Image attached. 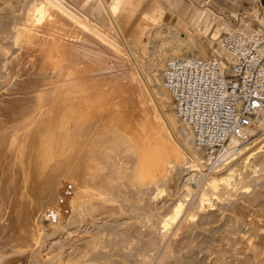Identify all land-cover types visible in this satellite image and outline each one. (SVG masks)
I'll return each instance as SVG.
<instances>
[{
  "label": "bare ground",
  "instance_id": "1",
  "mask_svg": "<svg viewBox=\"0 0 264 264\" xmlns=\"http://www.w3.org/2000/svg\"><path fill=\"white\" fill-rule=\"evenodd\" d=\"M68 1L70 2L67 3L68 6L72 2L74 5L76 3V6L80 7L84 14L87 13L86 16L89 15L95 24H92V21H86V17L84 18L82 14L79 15L81 11L76 6L73 5L79 12L73 10L72 5H70L72 9L68 7L65 0H24L22 8H19L20 18L14 14V17L19 18V21L15 19L19 22H15L18 23L16 27L19 33L28 38V40L24 39L25 42H21L22 38H20L19 49L17 48V55H22L20 59L26 64L27 68L24 72L28 78L15 83L9 90L12 92L7 93L18 94L19 103L22 102L16 105L12 98V103L9 100L11 104L8 102L0 108V264H83L85 262L82 261L83 253L87 251L85 246L89 247L90 242L94 241L92 240L94 235H99L93 231L94 228L100 226L99 222L109 221L108 216H112L109 215L113 209L112 204L115 202L111 197L113 196L111 189H114L111 188L114 184L112 182L121 184L129 177L143 183L151 179L150 184L162 181L166 184L175 183L177 186L178 176L184 171H188L182 187L185 193L184 200H177L176 205L172 206V215L164 216L159 226L152 225L150 230H152V236L156 237L157 245L153 246L156 252L152 256L151 253L149 255L151 258H148L152 261L157 253V259L153 260H156L155 264H206L207 261L204 262L206 258L204 260L191 258L195 261H190L188 258L187 262L180 260V256L174 258L175 252L172 256L170 247L175 244L172 243L173 245L169 246L166 243L169 232L178 230H174L178 218L182 215L178 224L181 226L180 223L188 221L193 215L190 208H185L184 204L188 201L186 200L189 199L188 197L193 196L194 190L191 184L197 188L199 208L203 210L206 205L209 208L213 206L208 197L219 198L234 190L238 182L243 179L241 174L246 169L249 172L264 170L263 155L260 160L254 158L251 161L255 151L264 148V139L246 144L260 131H264V116L248 130L246 138H229L225 143V150L220 154L216 153L219 158H222L220 165L204 173V166L211 154H206L205 157L203 155L205 150L195 146L190 128L175 116L172 105L168 104L169 99L171 102L170 95L160 83V72L168 53L186 57L213 56V42L219 36L215 22L210 24L209 17L205 13L201 14L188 8H183L181 11L176 9L177 13L166 11L168 13L164 16V10L167 9L157 5L143 13L129 35L122 37L143 1ZM173 6L172 4V8L175 7ZM166 16L170 20L174 19L173 23L164 24ZM193 16L195 18L191 19ZM91 18L88 17V19ZM156 24L170 26L174 32H178L177 26L183 27L186 34L185 42L178 44L169 52L154 51L149 59L147 57L145 58L147 60L141 63L145 60L141 53L145 48L143 39L146 37L144 36L146 32H151ZM261 24L264 26V16ZM195 28H198V31L205 36L215 32L213 40L207 43L208 47L195 39L193 35ZM238 29L244 32L252 31L251 28ZM77 40L83 42L82 48L86 52L80 49L82 53H85L83 57L82 53L76 50L78 52L74 53L77 54L76 58L70 52L73 49H70L71 55L67 54L70 59L71 56L75 59H72V62L78 63L71 64L68 59L69 66H71L70 70L72 66L73 69L84 70L82 71L84 74L80 72L83 76L76 74L79 78L75 76L73 79V75L68 71L66 72L70 75L69 78L67 75H62V68L67 67L65 64L67 61L62 62V59L66 58L64 56L69 58L64 53L62 56V52H65V46L72 48L75 46V41L78 44ZM43 43L44 47H41V50L40 46ZM45 43L48 46L46 48L49 49L45 48ZM74 50L72 53L75 52ZM123 54L130 55L136 61V65L126 62ZM39 60H41L40 63H38ZM38 81L41 82L39 86L35 84ZM16 89L18 92H14ZM70 91H74L75 94L69 95ZM37 93L41 95L39 98ZM31 94L38 95L35 99L33 98L34 102L28 98ZM3 95L0 94V98ZM0 100L2 104V98ZM181 131H184V134H181ZM256 159L258 161H254ZM125 181L122 184L124 186ZM115 184L119 190L124 191L121 186L119 188L117 183ZM125 188L128 187L125 186ZM127 190H125L126 193ZM120 194V192L117 193L113 198ZM125 196L120 198L123 199ZM69 198L75 202L84 198L82 201L89 202L87 207L82 202L80 204L83 207L75 205L77 210L78 207H82V211L79 210L81 213L79 218L81 223H79L84 229L78 232V236L74 235L75 239L70 237L71 232L64 234V242L62 245L59 244L62 247H59L60 249H57L59 252L54 255L48 252V249H41L40 240L42 237L51 236L48 234L51 227L52 232L63 234L62 223L69 211V209L66 210L70 206ZM115 209L113 212L116 211ZM103 223L101 227L107 224ZM184 228L186 230V227ZM105 229L101 228L102 235H107ZM172 239L170 237L169 240ZM187 240L182 241L183 245ZM50 245L52 246L51 243ZM52 248L50 251L53 250ZM104 251L105 254L109 252L107 248H104ZM175 256L177 257L176 254ZM143 259L142 262L148 263L149 259L145 257ZM259 261L261 262L258 264H264V260L259 259ZM85 263L89 264L87 260ZM92 264L95 263L92 262Z\"/></svg>",
  "mask_w": 264,
  "mask_h": 264
},
{
  "label": "rangeland",
  "instance_id": "2",
  "mask_svg": "<svg viewBox=\"0 0 264 264\" xmlns=\"http://www.w3.org/2000/svg\"><path fill=\"white\" fill-rule=\"evenodd\" d=\"M22 1H24V0H0V94L1 95L4 94L3 96L5 97V98H3V96L1 97L3 101H2V104H0V108L3 104L4 105L7 104L9 102V100L11 103L13 102V100H15L14 103L16 102L15 103L16 105H17V103L20 104L22 102L21 101L19 103L20 98H19L18 94H15V95L12 94L13 97H10L12 95H9L10 93L9 94H7V93L9 90H11V86L14 87L15 83H17L19 81H23V78H28V76H26V73L24 72L25 68H27L26 64H25V62H23L20 59L22 55H19L20 57L17 55V48L19 49V46H18L19 41L21 40V42H25V40H28L27 37L21 36V34L19 33V30H18V27H16L17 24L19 23L18 19L20 18L19 13L21 11L19 8H22V4H23ZM140 1H143L141 3L142 5H140V7H139L140 12L141 11L142 12L141 13L138 12V14L136 13V15H135L136 17L132 20L130 26L123 33L122 37H125V36L127 37L129 35L131 29L136 24V22L139 21V19L143 15V13L150 11V9H149L150 4L154 3V0H140ZM183 1L186 2L187 4L191 5L193 8H195L199 12H204V10H206L212 17L216 18V20L218 21L215 23L216 24V30L218 28L217 25H219L220 23L222 24V22L225 23V25L228 28L227 29H222V28L220 29L219 28L220 32L221 31L223 32L224 30L228 31L229 29H238V28H240V29L243 28L244 30H246V28H248V27H249L248 29L251 28L252 31L256 28H261L264 30V26L261 24L263 16H264V14H263L264 13V0H251L252 5H250L249 2L243 3L242 0H231V4H232L231 8H228L225 6L221 7L223 5L222 3H225L227 0H222V3L219 2L218 0H183ZM62 2H64V1H62ZM65 2H66V4L70 3L68 0L67 1L65 0ZM163 4L166 8L169 7V5H168V3H166V1H163ZM70 5L73 6L74 3L72 2V4H69V6L67 4L68 7H71ZM74 6H76V3ZM74 6H73V10L76 9ZM76 7L78 9L80 8L78 6H76ZM71 9H72V7H71ZM13 10H14V12H13ZM75 11L79 12L78 10H75ZM80 11L81 12H79L80 13L79 15L82 14V16H84V18L86 17L85 18L86 21H90V22L92 21L93 22L92 18L89 15L86 16L87 15L86 12H85L86 14H84L82 12L83 11L82 9ZM144 11H146V12H144ZM166 13H168V12L165 11L164 16L166 15ZM14 14H16L15 16L19 17V18L14 17ZM88 17L91 19H88ZM15 19H17L18 21ZM173 21H174V19L170 20L166 16V18L164 20V24H169V23L171 24V23H173ZM15 22H18V23H15ZM211 23H213L212 20L210 21V24ZM92 24H95V22H93ZM161 25L162 24H160V26H159V24H156L155 25L156 27H154L151 30V32H146V34L144 36L146 38L143 39L144 44H145V48H144V51L141 52L142 57H144V59L147 57H148L147 59H149V57L151 56V53H153L154 51L163 50L164 52H169L170 50H173L174 48H176L178 44L180 45V44H183L185 42L184 37L186 36V34H185L184 29L177 27L176 29L178 30V32H176V31L174 32V30H171L170 26H161ZM183 30H184V32H183ZM165 31H167V32H165ZM172 31H173V33H172ZM174 33H177V34L172 35ZM214 34H215V32L209 33L208 36H205L204 34H201L200 31H198V28H195V30L193 32V35H195L194 36L195 39H198L200 42L205 44L206 47H208L207 43L209 41L213 40ZM218 35H220V34L218 33ZM218 35H216V36H218ZM20 38H22V39H20ZM77 41H78L77 42L78 44H76V41H75L74 42L75 46L72 48H68V46L66 47L65 45H63V46H65L64 47L65 49L62 48V50L64 49L66 53L62 52V56H63V53H64V55L69 53L70 49H73V50L75 49L74 50L75 52H73V53H72L73 50L70 51L72 56L74 53H78L77 52L78 50H79V53H82V51L86 52L82 48V47H84L83 42L81 40H77ZM216 41H217V38L213 42V46H214L213 55H215ZM45 45H46V43H45ZM70 46H72V45H70ZM41 47L42 48L44 47V43L42 46H40V49L42 50ZM46 47H48V46L46 45L45 48ZM46 49H49V48H46ZM66 49H68V51H66ZM80 49H82V51ZM127 53H129V52H127ZM71 54L69 53V55H71ZM84 54L85 53H82V55L81 54H79V55L84 57ZM165 54H167V53H165ZM69 55H68L69 58H67V56H64L66 58L62 59V62H64L63 60H66L68 62V63L65 62V64H67L66 65L67 67L62 68L63 73H64V74L62 73V75H64V76L67 75V77L69 78L70 75L67 74V72H66V71H68L69 73H71L73 75V79L79 78V76L82 75L80 72H82L84 70L79 71V68L73 69V66H72V70H70L71 66H69L70 65L69 60H70L71 64L72 63L77 64L78 62L77 63L72 62L71 60L74 58H72V56H71V59H70ZM167 55H171V54L168 53ZM74 56H76V58H77V54H74ZM15 58H16V60L14 61ZM78 58H81V57L78 56ZM123 58L129 64L133 63L136 65V61L130 55L123 54ZM17 59H19L18 62H17ZM147 59H145L144 61H141V63H144ZM80 60L85 63L84 60H82V59H80ZM141 60H143V59L141 58ZM20 61L23 63H21ZM40 61L41 60H39L38 63H40ZM59 61H61V60H59ZM76 61H78V59ZM63 64H61V65H63ZM67 68H69V69L66 70ZM100 70L101 69H99V71ZM72 72H74V73H72ZM20 73H22V75ZM82 73L84 74V72H82ZM76 74H79V76ZM139 74H140L141 78H144V76L141 73H139ZM24 76H26V77H24ZM75 76H78V77H75ZM18 78H20V79H18ZM70 78H72V77H70ZM24 80L27 81V79H24ZM144 80H145V78H144ZM40 83L41 82L38 81L35 84H38V86H39V85H41ZM153 84H154V82H153ZM13 87H12V89H13ZM16 91L18 92V89L14 90V92H16ZM9 92H12V91H9ZM70 92L71 93H69V95L73 96L75 94L74 91H70ZM37 94L39 95V93H37ZM6 95H7V97H6ZM38 95H36V96H38ZM30 96L28 97L29 100L31 102H34V99L36 98V96L32 95V94ZM40 96L41 95H39L37 98H39ZM9 97H10V99H9ZM17 97H18V99H17ZM12 98H13V100H12ZM16 99L18 102L16 101ZM4 100H6V101L4 102ZM168 104L172 105L170 102V99L168 101ZM27 106L31 107V105H27ZM21 107H23V106H21ZM171 110H172V107L170 106V111ZM160 112L162 113V111H160ZM261 132L262 131H260L256 136H254L252 139H250V141H248V143H246V144H252V143H255V141L263 140L264 139V131L262 133ZM181 134H184V131L183 132L181 131ZM262 149H263V151H262ZM262 149L255 151V155L253 156L251 161H253L254 158H257L259 160L261 158H263L262 155L264 156V148H262ZM261 151L263 152V154ZM217 154H220V153H217ZM221 154H223V153H221ZM203 155L206 157V154L204 152H203ZM257 159L254 161H258ZM246 170H245V172H242V174L244 173L243 175L241 174V176H243L242 177L243 179L240 180L241 182L240 181L238 182V185L236 186V188L234 190H232L231 192L230 191L227 192V194L225 193L224 195L220 196L219 198L218 197L215 198L213 196L208 197L211 200V202H212L211 204H213V206L209 208V207H207L208 205H206V207L203 210H202V208H199L200 205L198 202L199 198L197 196V193H198L197 188L195 187V185L193 186L191 184V188L194 190L192 192L193 196L188 197L189 199L185 198L188 201L185 202L184 204H185V208H190L191 215L192 214L193 215H192L191 219L189 218L188 221L185 220L183 222V223L186 222L184 225H183V223H180L181 226L180 225L178 226L179 221L182 217V215H181L178 218V221L176 222L177 223L176 227L173 226L174 230L178 229L180 231L184 227H186V230H184L185 228L180 232L177 230L178 233H177V231L175 232V231L171 230L172 233L169 232V234L172 235L173 233H176L175 235H172L173 237L175 236V238H173L170 235H167L168 236V239L166 241L167 245L169 244V246H172L173 244H175L174 246H172L173 248L170 247V250L172 252V256H173L174 252L177 255V257H176L174 254V258H178L180 256L179 258L182 261L184 260L183 262H187V261H189V259H190V261H195L197 259L199 260L202 258L204 260L206 258L204 260V262H206V261L208 263L210 262L209 264H211V263L219 264L220 262H221V264H224V263L225 264H228V263L229 264H238V261H239V264H253V263L258 264V262L259 263L261 262V261H259V259L262 261L264 260L263 259L264 258V238H263L264 237V232H263L264 231L263 230L264 229V182H263L264 181V170L263 171L261 170L259 172L258 171L254 172L251 170L249 172ZM187 174H188V171L187 172L184 171L183 173H181L179 175L180 177L178 176V180L176 182L177 186L175 183L166 184L164 182L162 183V181L150 184L149 180H151V179H149L148 181L143 183L141 181H135L132 178L130 179L129 177L126 176L127 178L126 177L125 178L127 180L126 181L123 180V182L125 181L124 184H126L125 186L128 187L127 188L128 190H127L125 188V186L122 185L123 182H121V184L119 182H112V184L117 183L118 187L121 186V188L124 189V191L121 189H120L121 190L120 191L116 187V184H115V186H113L114 185L113 184L111 187V188H114V189H111L112 190L111 193H113V194H111V195H113L111 197H112V200L114 199V201H115V202L112 201V203L114 202L112 204L113 205L112 208L113 209L117 208V210L115 209L116 210L115 212H113V209H112V212L115 213V215H113L112 212H109V215H112V216H108V218L112 222L110 220L107 222H104V223L99 222L100 226H98V227H100L99 228L100 230L98 229V227L94 228L93 231L95 233H99V235L95 234L93 237L94 239H92L94 241L90 242L91 244H89V247L87 245L85 246L87 251L84 250V248H83V250L86 251L87 254L84 252L85 253V255L83 253L84 259H82V256L79 259L80 260L82 259L83 262L84 261L86 262V260H87L89 264H92V262L95 264H97L98 262H99V264H103V262H105L106 264L107 263L108 264H139L140 262L142 264L143 263L146 264L147 262H142V261H144L143 258L145 257L147 260L149 259L148 260L149 264H155L156 260L155 261H153V260H154V258L157 257V255H156L157 253L155 254L156 257H154L152 259V261L150 259L151 257L149 256L151 253H152L151 254V256H152L153 253L156 252V248H153V246L156 247V245H157L156 244V237H153L154 235L152 236L153 233H152V230H150V229H151L152 225H155V224L158 225L160 220L164 219L168 215H172L171 214V211L173 210L172 206L176 205L177 200H184L183 196H185V193H184V190L182 189V187H183V180H185L187 178L186 177ZM136 183H138V184H136ZM158 183H159V185H158ZM153 184H155V186ZM244 187L246 188V190ZM113 190L114 191L117 190L118 192L116 191L114 194ZM125 190H127V193ZM119 192L121 193L120 195L122 197H124L126 195L125 196L126 199L123 198L125 200L120 198L121 197L120 195H118V197L120 196L119 199H117L118 197L113 198V197H115L114 195H117V193H119ZM79 200H81V201L79 202ZM79 200L75 202L71 198H69L70 206H69V208L66 209L67 211L69 209V211L67 212L66 219L63 220L64 223H62V225L64 227L63 234L61 233L62 234L61 235L56 231L52 232L53 231L52 227L51 228L49 227L50 231L48 232V234H51V236L42 237V240H40L41 249H45V250L48 249V252H50L54 255L56 253V255H57V253L59 252V251H57V249L59 250L60 249L59 247H62L61 245L64 242V238H65V235L67 232H71L70 237L72 239H75L76 236H74V235L77 234V236H78V234H79L78 232L82 231L84 229L83 226H81V224H80L81 223V221L79 219L80 214H81L80 211H82L81 210L83 207L82 204L84 203V205H86V207H87V205L89 206V202L87 200H85V202L82 201V200H84V198L79 199ZM116 201L119 204L115 205V203H117ZM122 201H125V202L123 203ZM81 202H82V204H80ZM73 204H74V207L72 208ZM120 204H123V205L121 206ZM161 204H163V205H161ZM75 205H78L79 207L82 206V207L81 208L78 207V210H77V207H75ZM118 205H119V207H118ZM149 205H150V207H149ZM114 206H116V207H114ZM74 208H76V209L73 210ZM211 208L213 210H209ZM168 213H170V214H168ZM102 223L103 224L107 223V224L105 226L102 225V227H101ZM122 223H124V224H122ZM103 226H104V228H103ZM106 226H108V227H106ZM187 226H188V228H187ZM53 228H54V226H53ZM101 228L102 229L106 228L105 234H107V235L103 234L104 235L103 236L101 234L102 233ZM187 229H190V230H188L190 232H188ZM97 230H99V231H97ZM76 231H77V233H76ZM181 232H183V233H181ZM186 232H187V234H186ZM100 235L102 237H100ZM261 236H262V238H261ZM170 237H171V239L172 238L173 239L169 240ZM188 237H189V240H187ZM50 240H52L53 242ZM183 240H187V241H185V245H183L184 244V242H182ZM60 241H62V242H60ZM173 241H175V242H173ZM54 242L56 243L57 246L54 245L55 244ZM95 242H97L98 244ZM50 243L52 244V246L54 248H52ZM150 243L154 244V245L151 246ZM186 243H187V245H186ZM59 244H61V245H59ZM43 246H45V247H43ZM180 246H182L183 248ZM47 247H49V248H47ZM151 247H152V249H151ZM51 248L53 250L50 251ZM104 248L108 249V251H109L108 254L104 253L105 252ZM146 248H147V250H146ZM180 248H182L181 249L182 251L180 250ZM186 248H187V250H186ZM153 249H155V251L152 252ZM178 249H179V251H178ZM177 251L181 252V253L179 254ZM134 254H135V256H134ZM255 254H256V256H255ZM113 256H114V258H113ZM191 256H194V257H191ZM97 257H100V258H97ZM135 257H136V259H135ZM148 257H150V258H148ZM255 257H256V259H255ZM261 257H263V258H261ZM101 258H103V259H101ZM139 258L140 259L142 258L143 260H140ZM191 258H194V259L197 258V259L191 260ZM95 259H97V261L100 259L101 263H100V260L97 262ZM236 260H238V261H236ZM244 260H245V262H244ZM242 261H243V263H242ZM85 262L83 264H87ZM207 262H206V264H208Z\"/></svg>",
  "mask_w": 264,
  "mask_h": 264
},
{
  "label": "built area",
  "instance_id": "3",
  "mask_svg": "<svg viewBox=\"0 0 264 264\" xmlns=\"http://www.w3.org/2000/svg\"><path fill=\"white\" fill-rule=\"evenodd\" d=\"M160 83L195 146L211 154L203 172L216 168L226 141L246 138L264 116V30L222 32L208 58L168 55Z\"/></svg>",
  "mask_w": 264,
  "mask_h": 264
},
{
  "label": "crops",
  "instance_id": "4",
  "mask_svg": "<svg viewBox=\"0 0 264 264\" xmlns=\"http://www.w3.org/2000/svg\"><path fill=\"white\" fill-rule=\"evenodd\" d=\"M166 1V3H168L170 6L168 7V8H166L165 6H164V4H163V2L160 0H154V3L153 4H150V7H149V9H151L152 7H154V6H157V5H160L163 9H167V10H165V11H168V12H170V13H175L176 12V9H179V11H181L183 8H188V9H191V10H196L195 8H193L191 5H189V4H187L186 2H184L183 0L181 1V0H165ZM219 2H221L222 3V0H218ZM242 2L243 3H250V5H252V2H251V0H242ZM175 3V4H174ZM172 4L175 6H173L174 8H175V10H174V8H172ZM177 4L179 5V6H177ZM223 5L221 6V7H223V6H225V7H228V8H231V6H232V4H231V0H227V2H225V3H222ZM227 5V6H226ZM165 7V8H164ZM148 9V10H149ZM171 10V11H170ZM174 11V12H173ZM197 11V10H196ZM138 12H140V8L138 9V11H137V14H138ZM142 12V11H141ZM140 12V13H141ZM144 12H146V11H144ZM199 12V11H198ZM226 12V11H225ZM177 13V12H176ZM199 13H201V14H206V15H208V17H209V20L211 21H213V22H218L217 20H216V18H214V17H212L206 10H204V12H199ZM136 17V16H135ZM195 17L193 16L191 19H194ZM175 23V22H174ZM221 25V26H220ZM178 28L180 27V26H177ZM217 32L219 33V34H221V32H220V29L222 28V29H226L227 28V26L225 25V23H223L222 22V24L220 23L219 25H217ZM180 28H182L183 29V27H180ZM220 28V29H219ZM246 29H248V28H246Z\"/></svg>",
  "mask_w": 264,
  "mask_h": 264
}]
</instances>
